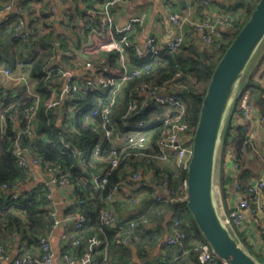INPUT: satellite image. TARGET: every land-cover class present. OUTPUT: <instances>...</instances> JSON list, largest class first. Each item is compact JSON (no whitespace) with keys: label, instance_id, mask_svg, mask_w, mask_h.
<instances>
[{"label":"trees","instance_id":"obj_1","mask_svg":"<svg viewBox=\"0 0 264 264\" xmlns=\"http://www.w3.org/2000/svg\"><path fill=\"white\" fill-rule=\"evenodd\" d=\"M73 1L75 0H69V2ZM82 1L83 9H80L78 4L69 3V7L64 13L69 18V24L66 25L68 30L75 33L76 28L79 27L82 35H79V42H83L81 37L84 38L87 34L86 26L99 27L100 6L111 0ZM84 1L88 3L86 4ZM257 2L258 0H235L233 6L222 7L225 11H231L237 15V19L234 20L231 27L220 32L221 36L212 45H209L208 52L197 51L193 43L185 40L179 52L175 54L165 52L155 60H150L151 69L149 72L143 73L124 88L122 98L113 106L112 121L116 126H119L116 129L120 133L125 131L121 124L127 110L129 94L138 85L150 83L157 88L163 87L178 72L181 73V77L175 80V84L178 85V96L184 106L183 121L191 128H195L210 77L226 48L242 28ZM40 3L39 0H27V5L23 6V14L19 15L21 18H25L29 25L26 41L21 42L11 36V22L2 24V27H10L9 33L3 34L5 36L0 39V64L8 65L14 71L16 62L21 61L25 65L24 72L29 77L30 85L39 98L34 136L30 138L22 132L25 127V111L34 103V98L27 95L24 87L15 94L8 89L0 90V110L7 118H11L7 129L0 134V245L5 254L11 256L12 241L18 240L25 241L26 244L18 247L17 254L40 257L42 251L39 240L50 237L57 221V216L51 215L53 212L56 214V209L52 204L51 191L53 187L59 186L49 187L37 184L24 193H18L17 199L11 198L9 187L18 183L24 186L30 177L29 164L20 167L12 153L13 143L16 139H19L20 143L24 145L30 160H37L45 171L58 167L62 170L68 181L67 186L71 187L69 194L71 205L64 212V217L82 214L86 218L83 227L78 231L72 228L71 235L65 241L67 246L64 252L71 258L75 259L71 256V252L77 251L76 259H80L87 251V240L93 236L98 237L101 241V245L94 248L92 252L95 264L101 261L104 247H106L109 264H112L110 254L119 253L121 257H124L125 249L130 245L135 246L142 254L145 253L147 249L157 244L160 234L156 230V225L162 219L166 209L172 213L170 226L173 219H178L181 222L179 229L187 234L186 249H189L188 247H191L194 241H204L185 204L179 206L173 202H167L155 205L154 185L166 183L168 188H174L176 185L185 184L186 180V170L177 168L173 162L161 163L154 158L143 157L145 154L156 155L155 143L160 137L162 128H158L150 136L146 150L132 151L133 154L137 153V156L127 158L131 168L142 174L138 188L130 190L131 193L139 195L138 202L135 205H128L124 202L126 204L124 206L132 213L125 219L118 217L115 228H106L101 225L99 217L106 207L104 199L107 189L103 192L95 190L90 182V176L104 165L92 159V150L102 133L92 129L91 126L94 123L97 126L99 123L96 118L91 117L90 112L93 108L106 104L108 99L107 96H103L99 102L97 95L83 90H75L66 99H63L60 106L46 110L45 102L51 93L54 90L58 91L64 83L61 74L64 70L62 59L57 60V46L61 51L73 54L80 49L82 42L79 43L80 46L76 44V49H71L68 46V41H71L68 38L70 36L57 33L52 23L48 21L49 15L42 6H38L37 9L36 6ZM80 20L82 21L79 23ZM36 22L39 23L38 26H36ZM193 30L190 27V36L195 35ZM127 51L129 62L132 65H137L145 60V58L139 57L135 49L128 48ZM107 58L112 66H117L116 53L107 54ZM243 83L241 93L234 105L233 114L226 125L221 140L222 169L226 168L227 154L230 155L229 159L236 168L234 173L226 175L222 172L219 177L220 187L226 184L232 185L234 191L241 197L247 195L251 184L263 176H261L263 165L261 161L256 164L255 158H249L250 155L255 156L253 145L246 142L242 125L236 123L235 120L240 116V106L243 102L255 107L260 115H264V69L256 77L250 75L249 71ZM133 95L135 96V93ZM136 97L139 98V106L137 113L132 116L133 119H147L164 110L162 106L155 105L148 99H142L138 95ZM60 136L64 138V142L60 141ZM108 150L109 145H106L102 150V156H105ZM125 162L126 160H123L119 168L111 175L110 185L116 183L121 176H126ZM3 185H6L8 190H2ZM117 202L112 204L114 209ZM159 210L162 212L158 214ZM143 214L147 216L149 225H139L143 232L139 234L138 239L130 240L126 245H122L121 237L118 234L126 230L125 224L128 221ZM256 228L259 232L260 227ZM239 230V228H235L234 233L241 242L245 243V239L240 237ZM76 239L80 243L73 246L72 242ZM177 249L176 255H179L182 249L178 247ZM63 255L64 253H62ZM259 260L263 262L260 257ZM214 264L222 263L216 260Z\"/></svg>","mask_w":264,"mask_h":264},{"label":"built area","instance_id":"obj_2","mask_svg":"<svg viewBox=\"0 0 264 264\" xmlns=\"http://www.w3.org/2000/svg\"><path fill=\"white\" fill-rule=\"evenodd\" d=\"M191 6L199 3L208 6V0H187ZM56 2H58L56 0ZM131 0H111L100 6L98 28L86 26L87 34L83 39L79 50L73 54L63 52L57 46V53L62 59L63 71L61 72L64 78V83L58 91H53L49 99L45 102L46 110L55 109L60 106L63 99L75 90H83L95 94L99 97V102L103 96H107L106 104L98 108H93L90 114L93 119H97L99 125L95 123L91 126L93 130H98L102 133L97 144L92 150V159L100 164H104L97 172L92 173L90 182L93 188L103 192L107 189L105 195L106 207L100 214V223L106 228H115L118 222L113 203L122 199L128 205H135L138 202L139 195L131 193L130 190L138 188L142 174L134 171L129 164L127 158L137 156L132 151L146 150L150 136L158 129L162 128L159 139L156 141V155L145 154L143 157L154 158L161 163L173 162L177 168L186 170L192 148V139L194 129L183 121L184 106L178 96V85L175 80L181 77L178 72L168 81L163 87H154L152 84L142 83L138 85L134 91L129 94L127 110L123 116L122 128L125 130L120 133L116 128V124L112 121L113 106L122 98L123 90L132 81L139 78L143 73H148L151 69L150 60H155L160 54H175L179 52L181 46L186 40L187 28L191 27L194 34L199 36V40L205 45H212L220 36L219 28H229L237 19L231 11L223 10L217 20L203 19L193 21L190 16L181 15L172 7H167L170 24L175 28L176 32L165 46H159L156 40L149 38L146 41L145 51L139 57L145 60L137 65H132L129 62L128 48L136 50L132 39L133 26L140 23L138 18L132 19L124 28L118 29L115 25L112 15V8L116 5L129 3ZM46 8V13L49 18L52 17L55 11V5L50 2ZM27 5V0H0V27L4 23L12 22V37L15 40L24 42L29 34V25L25 18L19 15L23 14V6ZM15 13V15H13ZM63 22L69 24V18L64 14ZM36 26L39 23L36 22ZM116 53V67L112 66L107 54ZM25 65L21 61H17L15 69L12 71L8 65L0 64V75L10 81H16L25 88L28 96L34 98V103L25 111V127L22 132L26 137H33L38 113L39 98L34 93L27 73L24 72ZM3 89L0 87V90ZM135 93V96L133 95ZM148 99L154 102L155 105H160L164 108L158 115H152L147 119L136 120L132 116L138 110V97ZM11 118H7L2 110H0V134L8 127ZM236 123L242 125V131L245 134V139L248 144H252L251 127L257 122L264 126V115H260L258 110L250 104L243 102L240 106V116L235 120ZM60 141L64 142V138L60 136ZM109 145V150L105 156H102V150ZM12 153L18 161L20 167H25L29 160L27 151L16 139L13 143ZM126 176H121L120 179L110 185L109 180L115 170H117L123 162ZM34 165H39L37 160H30ZM235 170L236 166L233 164ZM52 177L46 183L49 187L67 186L68 181L62 173L60 167L50 170ZM23 187L20 183L9 187L3 185L2 190H8L12 199L18 198L19 188ZM17 192V193H16ZM153 196L155 205L166 204L173 202L179 206H183L186 201L185 184L176 185L174 188H168L166 183H159L153 186ZM53 204V202H52ZM54 205V204H53ZM159 210L157 213H161ZM249 214L256 221H263L260 225L259 234L263 239L264 245V176L254 181L249 187L247 195L241 197L240 201L233 207L229 213H224V220L229 228L233 231L235 228L242 229L243 223L246 220V215ZM56 217L55 212L51 213ZM62 222L72 225L73 230H80L86 223V218L82 214L67 215L63 219H58L54 224V228ZM148 219L145 214L136 219L128 221L125 226L126 230L118 235L121 237V244L126 245L130 240L136 241L139 234L143 232L139 225L146 226ZM181 222L178 219H173L170 233L162 238H157V244L162 248H181L182 251L176 255L168 264H192L191 256H196L197 263L195 264H214L217 260L211 252L210 247L205 241H194L189 249H186L188 243L187 234L180 230ZM236 231V230H235ZM237 236V235H236ZM68 235L63 233L62 240L66 241ZM1 240V235H0ZM79 240L72 242L73 246L79 245ZM39 245L42 251L40 257H29L16 254L14 257L6 255L0 245V264H52L53 253L50 246V237L41 238ZM101 241L98 237L93 236L87 240V251L80 259H73L67 254L62 256L61 264H95L93 262V249L100 246ZM264 260V252L260 256ZM264 262V261H263ZM98 264H109V259L106 253V247L103 250V257Z\"/></svg>","mask_w":264,"mask_h":264},{"label":"crops","instance_id":"obj_3","mask_svg":"<svg viewBox=\"0 0 264 264\" xmlns=\"http://www.w3.org/2000/svg\"><path fill=\"white\" fill-rule=\"evenodd\" d=\"M41 3L38 6H42L43 10L46 11V8L50 2L55 5V11L53 12L52 17L49 18V22L52 23L53 27L57 31L58 34H67L71 41H68V46L71 49H76V44L80 46L81 42L79 35H81L79 27L76 28L75 33L66 28V24L63 22V15L69 7V3L73 5H77L80 9H83V1L75 0L73 2H69V0H39ZM198 2L200 0H197ZM86 4L88 2L84 1ZM208 6H204L202 4H198L195 6H191L187 0H131L129 3H124L120 5H116L112 8V15L114 18L115 25L118 29L124 28L129 22L138 18L140 20L139 24L133 26L132 30V39L136 47L137 53L142 54L145 51L146 41L149 38H153L156 40L159 46H165L168 41L173 38L176 30L170 24L167 7H172L173 10L178 12L181 15H189L193 21H199L203 19H212L217 20L219 18L220 13L224 10L222 8L225 6L229 8L235 4V0H208ZM98 5V4H96ZM36 9V13L38 12ZM82 20L79 21V23ZM65 27H64V25ZM12 26V22L10 23ZM0 27V39L3 34L9 33V27ZM190 27L187 28V36L186 40L193 43V46L197 51L208 52L209 46L203 44L199 40L198 35H191L189 31ZM225 28H219L220 31H223ZM190 32V35H189ZM9 35V34H8ZM82 36V35H81ZM83 40L84 38L81 37ZM80 43V44H79ZM12 51V50H11ZM10 51V52H11ZM59 60L60 57H57ZM256 62H258L256 67H252L250 70V75L258 76L259 73L264 69V50L261 52L260 56L257 58ZM255 62V63H256ZM138 63V62H137ZM0 87L4 89H8L13 94L20 92L23 88L19 82L10 81L0 75ZM251 140L253 145V150L255 156L250 155L249 158H255V163L262 162V171L261 176H264V126L258 124L257 122L252 124L251 127ZM29 156V155H28ZM27 156L29 160V173L30 177L28 179L27 184L23 187L19 188V191H28L33 186L41 183H46L52 175L49 172H46L40 165H34L30 162V158ZM230 155H226V168L222 169V157L221 153L218 157L217 164V178H218V189H219V201L225 213H229L233 207L240 201L241 196L234 191V186L219 185V177L224 174L228 175L234 173L233 165L230 167L229 162L231 161ZM223 170V171H222ZM224 187V188H223ZM71 192V187L62 186V187H53L51 191V199L56 209V214L58 219L64 218V212L68 210L71 205V200L69 198V194ZM126 205L122 199H119L115 204V213L121 219H125L131 213L128 210ZM162 219L156 225V230L160 234L162 238L166 237L170 233V222L172 220V213L166 209V212L161 217ZM263 221H256L249 214L246 215V220L243 223L242 229L239 230L242 235H244V241H242L245 248L252 254L256 259L264 252V245H262L263 239L260 236L258 229L256 227H260ZM72 229V225L69 223L62 222L50 234V246L51 251L53 253V262L52 264H61L62 262V253L65 254V249L67 243L62 240L63 233L70 236V231ZM13 244L10 246L11 256L14 257L17 254V249L20 246L26 244L25 241L13 240ZM264 244V243H263ZM124 257H121L119 253L110 254L111 263L112 264H168L172 261V259L176 256L178 251L177 248H162L159 244L153 245L150 249H147L145 253L142 254L135 246H128L125 249ZM70 254V252H69ZM71 256L75 259L78 256L77 251L71 252ZM191 262H197L196 256H191ZM262 262V261H261ZM264 263V262H263ZM182 264V263H180Z\"/></svg>","mask_w":264,"mask_h":264},{"label":"water","instance_id":"obj_4","mask_svg":"<svg viewBox=\"0 0 264 264\" xmlns=\"http://www.w3.org/2000/svg\"><path fill=\"white\" fill-rule=\"evenodd\" d=\"M263 42L264 0H258L210 77L186 168L185 207L203 240L222 264H264L250 254L226 224L217 183L222 136L241 93L244 78L255 64ZM232 165L230 161L229 166Z\"/></svg>","mask_w":264,"mask_h":264},{"label":"rangeland","instance_id":"obj_5","mask_svg":"<svg viewBox=\"0 0 264 264\" xmlns=\"http://www.w3.org/2000/svg\"><path fill=\"white\" fill-rule=\"evenodd\" d=\"M263 48H264V42H263V45L261 46V49L258 51L257 57H256L255 59H257V58L260 56V54H261ZM255 59L253 60V63H252V64H254ZM257 64H258V62H256L252 67H256ZM240 234H241L240 237H241L242 239H244V235H242V233H240ZM260 258H262V257H260ZM262 259H263V258H262ZM263 261H264V260H263Z\"/></svg>","mask_w":264,"mask_h":264}]
</instances>
